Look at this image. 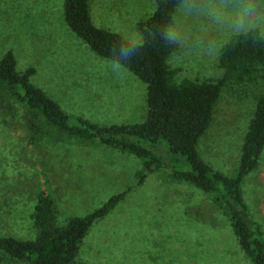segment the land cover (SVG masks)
I'll return each instance as SVG.
<instances>
[{
  "label": "rangeland",
  "instance_id": "374dc122",
  "mask_svg": "<svg viewBox=\"0 0 264 264\" xmlns=\"http://www.w3.org/2000/svg\"><path fill=\"white\" fill-rule=\"evenodd\" d=\"M154 0H89L92 24L139 45L137 24L155 10ZM256 29L264 37V0H183L168 37L178 49L167 59L173 80L215 82L221 48L231 37ZM12 52L17 72L34 70L31 83L68 115L99 126L140 123L145 85L122 67L99 58L69 30L63 0H0V58ZM262 78L222 89L213 118L197 144L200 158L230 176L255 108L264 94ZM23 108L0 91V237H35L36 192L54 202L62 226L83 217L131 184L143 170L132 155L73 140L30 144ZM251 217L264 234V150L241 186ZM78 264H250L230 233L228 221L210 197L170 179L148 174L82 240ZM0 264H28L6 258Z\"/></svg>",
  "mask_w": 264,
  "mask_h": 264
},
{
  "label": "trees",
  "instance_id": "16d2710c",
  "mask_svg": "<svg viewBox=\"0 0 264 264\" xmlns=\"http://www.w3.org/2000/svg\"><path fill=\"white\" fill-rule=\"evenodd\" d=\"M155 10L137 24L142 43L135 45L120 35L96 28L90 18L89 0H63L64 22L99 58L110 61L145 85V118L140 123L99 126L68 115L41 88L31 83L34 70L17 72L8 51L0 58V91L24 110L26 140L104 146L142 161L143 170L120 193L111 196L86 216L70 217L58 226L52 197L36 192L32 214L35 237L17 240L0 237V253L28 264H78L75 258L93 224L105 218L119 202L155 171L167 172L172 181L187 183L222 210L230 233L250 264H264V234L245 205L241 186L256 169L264 150V94L255 108L240 147L236 170L230 176L213 170L197 152L199 139L208 129L223 88L253 83L264 71V37L256 29L237 34L221 48L215 82L183 80L176 83L167 59L178 45L167 35L176 7L183 0H154Z\"/></svg>",
  "mask_w": 264,
  "mask_h": 264
}]
</instances>
